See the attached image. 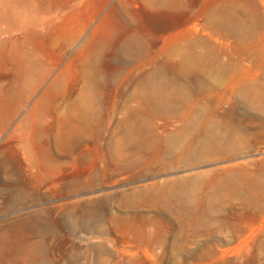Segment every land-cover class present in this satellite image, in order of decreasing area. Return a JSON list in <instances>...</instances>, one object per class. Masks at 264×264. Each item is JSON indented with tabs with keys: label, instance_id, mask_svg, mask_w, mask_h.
<instances>
[{
	"label": "rangeland",
	"instance_id": "obj_1",
	"mask_svg": "<svg viewBox=\"0 0 264 264\" xmlns=\"http://www.w3.org/2000/svg\"><path fill=\"white\" fill-rule=\"evenodd\" d=\"M2 1L0 157L46 210L0 264H264V0Z\"/></svg>",
	"mask_w": 264,
	"mask_h": 264
},
{
	"label": "bare ground",
	"instance_id": "obj_2",
	"mask_svg": "<svg viewBox=\"0 0 264 264\" xmlns=\"http://www.w3.org/2000/svg\"><path fill=\"white\" fill-rule=\"evenodd\" d=\"M2 4H4L6 11H9L10 15L18 21H24L30 17L29 10L20 0H4L2 1ZM37 70L38 69L35 66L28 69L30 79H32L34 72ZM50 93L51 92L48 91L47 96H49ZM9 121L10 118L8 115L0 118V132L7 127ZM50 150L45 148L42 149L46 162L55 166L59 165L60 158L58 156H54ZM10 163L11 162L7 158L0 157V253H2V250L6 245L12 246L14 243H17L12 239L14 236L9 235L11 230H15L16 225L19 223L23 224L25 226V232L29 233L32 229V223L34 224L35 213L38 214L41 211L44 212L46 210V207H43L36 210V212L35 210H27L21 214L16 213L18 209L26 208V206L32 202L33 195L30 191L29 182L24 176L25 169H16V167L14 165L12 166ZM154 174H156V172H154ZM158 185L159 183L154 181L145 187L136 186L127 188L124 191L125 194H127L124 201L125 205L130 208H135L140 204L145 203L153 204L154 206H157L161 202H166L168 204L172 203L174 201V188L170 187L168 190H165L161 187L156 189ZM92 187H94V184ZM143 190H147V195L142 193ZM128 191L131 193H128ZM112 193L115 194L116 192ZM185 193L187 192L185 191ZM35 199H41V201H43L44 197L39 195ZM94 207L99 210L104 209V201H96L94 203ZM91 214L94 215L95 213H93L90 208H86L83 212L84 216ZM36 245L40 248L44 247V244L40 241L37 242ZM25 252L28 255L30 254L28 246H26Z\"/></svg>",
	"mask_w": 264,
	"mask_h": 264
},
{
	"label": "crops",
	"instance_id": "obj_3",
	"mask_svg": "<svg viewBox=\"0 0 264 264\" xmlns=\"http://www.w3.org/2000/svg\"><path fill=\"white\" fill-rule=\"evenodd\" d=\"M139 0H131V3L133 4L135 2V5L138 4ZM112 3V8L114 9V12L119 13V11L122 9L124 5L123 0H104L98 4L92 3L91 0H76V6L82 5L84 6L87 11L91 15H99L103 12V9L109 4ZM94 19V18H93ZM93 19H90L89 21H92Z\"/></svg>",
	"mask_w": 264,
	"mask_h": 264
}]
</instances>
